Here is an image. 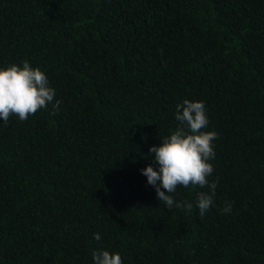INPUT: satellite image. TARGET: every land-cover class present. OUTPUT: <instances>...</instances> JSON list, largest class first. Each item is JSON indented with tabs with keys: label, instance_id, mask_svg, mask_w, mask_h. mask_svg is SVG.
I'll list each match as a JSON object with an SVG mask.
<instances>
[{
	"label": "trees",
	"instance_id": "16d2710c",
	"mask_svg": "<svg viewBox=\"0 0 264 264\" xmlns=\"http://www.w3.org/2000/svg\"><path fill=\"white\" fill-rule=\"evenodd\" d=\"M24 60L56 94L0 120V264H264V0H0V67ZM184 99L218 134L203 216L207 187L169 210L141 172Z\"/></svg>",
	"mask_w": 264,
	"mask_h": 264
},
{
	"label": "clouds",
	"instance_id": "9594fccd",
	"mask_svg": "<svg viewBox=\"0 0 264 264\" xmlns=\"http://www.w3.org/2000/svg\"><path fill=\"white\" fill-rule=\"evenodd\" d=\"M55 89L49 85L48 77L39 68L33 67L27 60L7 67H0V120L5 123L10 116H18L25 121L40 109L51 103L55 97ZM61 101L56 100L53 110H58ZM175 119L178 127L164 137L159 146H151L149 154L159 166L155 169L151 164L141 169L147 177V183L155 187L157 199L167 209L173 207L192 211L190 201H176L174 193L178 186H199L208 188L197 196L196 206L203 216L213 205L218 178L209 183L214 171L209 162L215 158L213 141L218 138L215 131H209V119L203 101L184 99L176 105ZM231 202H226L224 213L231 212ZM94 238L100 240V234ZM94 264H122L121 255L108 250L92 252Z\"/></svg>",
	"mask_w": 264,
	"mask_h": 264
}]
</instances>
